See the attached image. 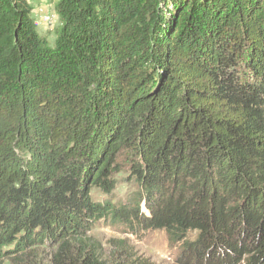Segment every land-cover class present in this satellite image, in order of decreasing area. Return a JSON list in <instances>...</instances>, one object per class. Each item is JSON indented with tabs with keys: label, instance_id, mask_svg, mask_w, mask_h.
<instances>
[{
	"label": "trees",
	"instance_id": "obj_1",
	"mask_svg": "<svg viewBox=\"0 0 264 264\" xmlns=\"http://www.w3.org/2000/svg\"><path fill=\"white\" fill-rule=\"evenodd\" d=\"M32 11L0 0V264H152L101 222L264 264V0H59L54 47Z\"/></svg>",
	"mask_w": 264,
	"mask_h": 264
},
{
	"label": "rangeland",
	"instance_id": "obj_2",
	"mask_svg": "<svg viewBox=\"0 0 264 264\" xmlns=\"http://www.w3.org/2000/svg\"><path fill=\"white\" fill-rule=\"evenodd\" d=\"M33 7L32 17L33 21L37 18L38 8L44 7L50 11L55 10V6L59 0H27ZM36 11V12H35ZM61 27L60 19L54 25H37L35 21L36 31L43 37H45L50 46H55V41L57 39L58 30ZM126 172V171H125ZM125 173L120 175L125 177ZM132 190V185H120L118 187L115 196L120 199L123 198L127 192ZM95 200H103L104 197L100 192H94L93 194ZM92 234L101 240L105 245L108 244L109 240L112 239H127L130 246L133 248L136 257H140L152 264H176L175 258L179 253L178 246H172L167 238L164 231H150L146 234L143 240L135 239L132 236H127L121 231L117 230L110 224L101 222L96 225L92 231ZM196 234H190L189 238H195Z\"/></svg>",
	"mask_w": 264,
	"mask_h": 264
},
{
	"label": "bare ground",
	"instance_id": "obj_3",
	"mask_svg": "<svg viewBox=\"0 0 264 264\" xmlns=\"http://www.w3.org/2000/svg\"><path fill=\"white\" fill-rule=\"evenodd\" d=\"M37 18L36 23L37 25H52L56 24L58 22V15L56 11H50L48 9H45L44 7H41L37 11Z\"/></svg>",
	"mask_w": 264,
	"mask_h": 264
},
{
	"label": "built area",
	"instance_id": "obj_4",
	"mask_svg": "<svg viewBox=\"0 0 264 264\" xmlns=\"http://www.w3.org/2000/svg\"><path fill=\"white\" fill-rule=\"evenodd\" d=\"M39 9V8H38ZM38 11V10H37ZM36 12V11H35ZM52 25H54L53 23H52Z\"/></svg>",
	"mask_w": 264,
	"mask_h": 264
}]
</instances>
